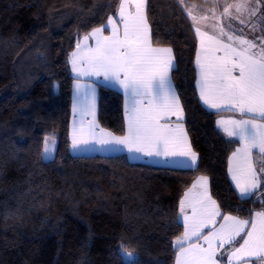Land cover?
Segmentation results:
<instances>
[{
  "label": "trees",
  "instance_id": "obj_1",
  "mask_svg": "<svg viewBox=\"0 0 264 264\" xmlns=\"http://www.w3.org/2000/svg\"><path fill=\"white\" fill-rule=\"evenodd\" d=\"M214 1L147 0L153 43L174 49L172 75L199 154L197 167L182 168L72 151L70 57L121 0H0V264H176L180 202L200 174L224 213L264 209V194L244 198L234 187L228 164L238 141L218 128L196 85L187 8ZM98 119L126 133L123 93L99 85ZM49 135L57 145L46 158ZM123 249L136 254L132 262Z\"/></svg>",
  "mask_w": 264,
  "mask_h": 264
},
{
  "label": "snow or ice",
  "instance_id": "obj_2",
  "mask_svg": "<svg viewBox=\"0 0 264 264\" xmlns=\"http://www.w3.org/2000/svg\"><path fill=\"white\" fill-rule=\"evenodd\" d=\"M130 0H121L119 10L120 23L124 25L123 36L118 34L115 27L116 21L109 18V24L113 25V34L104 38V43L97 42V47L90 50V55L86 58L87 70L81 74L86 76L95 75L103 77L107 85H119L123 88L127 104L128 126L127 132L122 137H117L112 133H104L97 136L95 129L98 127L93 124L92 134L96 141L101 145L124 146L129 153L143 154L148 157H163L165 162L183 158L188 167H195L197 163V154L191 150L187 144L186 134L182 126H178L179 134L168 129L165 124L160 123L162 114L171 112L182 118L183 110L180 108L179 97L176 94L175 86L172 83L169 74L170 69L175 65L172 63L170 48H154L148 42L147 23L141 13L144 0H131L135 3L136 11L125 15V4ZM239 10V9H238ZM227 11V8H225ZM107 27V26H105ZM103 29H95V33ZM199 31V30H197ZM232 39L231 36L228 37ZM249 48L254 45L248 41ZM80 45L77 44V48ZM219 50V49H217ZM247 49L238 53L239 62L232 63L228 67V61L216 63L208 61L201 63L200 54H197V66L199 68V79L197 85L200 90V98L210 108L219 110L222 103H227L233 109H238L241 114L258 112L264 119V50L259 56L256 54L246 55ZM227 55V53H226ZM76 53H73V57ZM73 71H80L76 67L75 60ZM239 70V74L232 75L234 69ZM95 87L89 88L83 94L81 101V111L89 112L94 110ZM151 97V99H148ZM147 100L146 106H140L141 102ZM155 101V106L153 105ZM218 124L224 123L218 121ZM233 129L225 128L224 131L229 136L239 137L241 141H248L251 147H259L261 153H264V124L256 125L252 119L231 121ZM107 138H104V137ZM81 143H88L87 140L77 141L73 138L72 147L76 149ZM54 141H46L44 154L50 156L54 151ZM237 149V152H241ZM245 151V160L247 159V149ZM236 156V153H233ZM232 171V169H229ZM264 172V167H261ZM239 174L244 179L241 185L237 175L233 174L232 179L237 181L236 187L240 189L241 197H250L254 190L260 186L257 173L252 170L251 165L240 166ZM203 183H207V178H202ZM205 195L207 193L205 192ZM188 193H185V197ZM212 204L211 198H207ZM185 211V201L180 202V212ZM196 208L193 207V216L196 215ZM217 211L213 215H219ZM262 217L261 228L256 232V221H251L253 231L243 237V243L235 248L232 257L240 258L247 254L264 261V212L257 213ZM179 219V217H178ZM189 218L185 215L184 220ZM224 220L229 221L223 225L219 233L213 239L219 241V247L225 244L232 245L237 237H240L244 231V225L249 221H241L235 217L224 216ZM204 227L207 225L204 224ZM184 240H190L193 236H199V231H189V225L185 223ZM208 240V237H204ZM209 248L186 249L183 241L179 238L176 245L179 248L180 255L177 256L176 264H218L214 259L215 252L212 250V241L209 240ZM124 255L131 261L136 255L134 252H125ZM182 257V258H181Z\"/></svg>",
  "mask_w": 264,
  "mask_h": 264
},
{
  "label": "crops",
  "instance_id": "obj_3",
  "mask_svg": "<svg viewBox=\"0 0 264 264\" xmlns=\"http://www.w3.org/2000/svg\"><path fill=\"white\" fill-rule=\"evenodd\" d=\"M215 5L214 3L211 5ZM121 7V2L118 7L117 12L111 16L113 20L116 21L115 27L118 30V34L122 37L124 32V25L120 23L119 10ZM125 15L129 12H135L136 6L135 3L125 4ZM210 7V6H209ZM263 14H261L259 18V26L250 27L249 30H245L239 24H233L230 21H234L235 19H230V16H224L221 12L223 11V6L221 3H218V10L215 13L210 12L208 8L204 10H200L195 6H191L187 8L188 14L192 20L194 28L196 30V34L198 37V49L197 54H200L201 63H207L208 61H214L216 63H223L228 61V67H232V63H238V53L242 50L247 49L246 55L256 54L258 57L262 50H264V7ZM141 13L145 18L147 23V32H148V42L151 47L154 48H170L171 49V58L172 63L176 66V55L174 49L171 46L167 45H155L152 41V29L147 15V0H144ZM237 22V21H236ZM107 26V27H105ZM95 29H103L99 33L92 34ZM199 30V31H197ZM113 34V25L108 22L103 25L94 28L87 35L83 36L81 40L78 42L80 45L79 48L74 49L70 57V64L72 74L74 76V87H73V115L70 126V137H71V148L75 154H119L125 153L128 158L132 162H143L149 163L158 166H172V167H182V168H195L199 163V154L194 149L188 128L185 123L186 114L184 110L183 103L181 101L178 89L173 79V69H170V76L172 79V83L175 86L176 94L179 97L180 108L183 110L182 118L178 119L177 115H172L171 112H166L162 114V118L160 123L165 124L166 127L172 130L174 133L179 134L178 126H182L184 134H186V140L188 146L191 148L193 152L197 154V163L195 167H188L186 160L183 158H177L176 160H169L168 162L164 161L163 157H148L143 154L137 153H129L127 149L120 145H101L96 141V137L92 134V126L93 124L98 127L95 129L97 136L103 135L100 133V130L103 129L104 133H112L117 137H122L124 135H119L114 133L112 130L103 127L98 119V108H99V85L103 84L109 87H112L124 95V108H125V119H126V132L128 126V115H127V104L130 101H126V97L124 94V90L119 85H107L105 84L103 77H97L95 75L86 76L82 75L83 71L87 70L86 58L90 55V50L97 47V42L104 43L105 37H110ZM231 36L232 39L228 37ZM241 41H248L254 45V47L249 48L248 43H241ZM219 49V50H217ZM73 53H76V56L73 57ZM227 53V55H226ZM197 54H196V68H197V80L199 79V68L197 66ZM75 60L76 67L80 70L73 71V63ZM239 74V70L234 69L232 72L233 76ZM196 80V85H197ZM89 86L95 87V102H94V110L89 111L87 113L81 111V101L83 100L84 92L89 88ZM199 97L200 90L197 85ZM148 99H151L149 97ZM201 100V98H200ZM202 101V100H201ZM204 104V102L202 101ZM147 100L141 102L140 106H146ZM153 105L155 106V101H153ZM205 105V104H204ZM208 109L218 112V116L216 119V124L218 128L227 136L228 133L224 131L225 128L229 130L233 129V124L231 121H240V120H249L252 119L253 123L256 125L264 124V119H262L258 112L255 113H247L241 114L238 109H233L231 105L227 103H222V107L217 110L215 108H210L205 105ZM218 121H223L224 123L218 124ZM79 142L81 140H87L88 143H81L80 146L76 149H73L72 143L73 138ZM238 141V144L234 151L231 153L228 164V173L229 177L236 188L238 194L240 195V189L236 187L237 181L232 179L233 174L237 175V179L240 181L241 185L244 184L243 177L239 174L238 168L240 166H246L247 164L251 165L253 171L257 173L259 177L260 186L254 190V195L261 196L264 194V172H261V167H264V153H261L259 147H251L250 142L241 141L239 137L229 136ZM104 138H107L106 136ZM237 149H241V152H237ZM247 149V159L245 160V150ZM233 153H236V156H233ZM232 169L230 171L229 169ZM207 178V183H203L202 178ZM205 192L207 195H205ZM185 193H188V196L185 197ZM181 200L185 201V211L184 213L180 212V218L182 222L187 223L189 225V231H199L200 235L193 236L190 240H184V232L178 237L183 241V246L188 249L191 247L192 249L199 248H209V240L212 241V250L215 252L214 259L217 260L218 264H264V261L258 260L256 257L249 256L247 254L243 255L240 258L232 257V252L235 248L239 247L243 243V237H246V234L250 231H253L251 221H256V232L258 233L261 228V220L262 217L258 216L257 213L264 212V209L256 210L249 217H243L236 214L224 213L221 209L218 201L213 196L211 191V179L206 174L198 175L193 184L185 191ZM241 196V195H240ZM208 197L211 198V201H215V204H212L208 201ZM247 197V196H246ZM244 197V198H246ZM251 197V196H250ZM193 207L196 208V215L193 216ZM219 212V215H213L215 212ZM187 216L189 219L187 221L184 220V216ZM224 216L235 217L241 221H249L248 224L244 225V231L241 232L240 237L236 238V241L232 245L225 244L223 247H219V241L213 239V237L219 233L222 229L223 225H227L230 222L224 220ZM207 226L204 227L203 225ZM208 237L206 240L204 237ZM177 238V239H178ZM176 239V241H177ZM175 241V244H176ZM177 247V245H176ZM178 248V247H177ZM180 255L179 248L177 252V256ZM182 258V257H181ZM177 262V257H176Z\"/></svg>",
  "mask_w": 264,
  "mask_h": 264
},
{
  "label": "rangeland",
  "instance_id": "obj_4",
  "mask_svg": "<svg viewBox=\"0 0 264 264\" xmlns=\"http://www.w3.org/2000/svg\"><path fill=\"white\" fill-rule=\"evenodd\" d=\"M184 2L185 0H180ZM218 3H221L223 6V11L221 12L224 16H230V19H235L234 21H230L233 24L237 23L241 25L245 30H249L250 27L259 26V18L261 14H263L264 0H215L213 6L206 7L210 12L215 13L218 10ZM227 8V11H225ZM239 9V10H238ZM217 12V11H216ZM233 17V18H232ZM237 21V22H236ZM46 141H54V151L50 156H46V158H51L54 156L56 151L57 140L54 136H47ZM46 143V142H45ZM131 252L123 249V254L125 252ZM136 256V255H135ZM135 256L130 261L128 257L124 255L127 261L132 262Z\"/></svg>",
  "mask_w": 264,
  "mask_h": 264
}]
</instances>
